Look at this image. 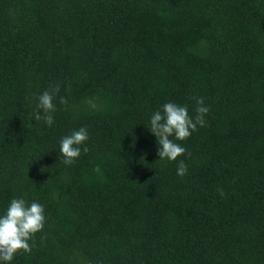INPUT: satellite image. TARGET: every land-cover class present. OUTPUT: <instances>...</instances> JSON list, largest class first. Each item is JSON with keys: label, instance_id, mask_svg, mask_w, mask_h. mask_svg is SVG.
Here are the masks:
<instances>
[{"label": "trees", "instance_id": "trees-1", "mask_svg": "<svg viewBox=\"0 0 264 264\" xmlns=\"http://www.w3.org/2000/svg\"><path fill=\"white\" fill-rule=\"evenodd\" d=\"M196 98L205 126L159 160L153 113ZM13 198L45 222L0 264H264V0H0V215Z\"/></svg>", "mask_w": 264, "mask_h": 264}, {"label": "clouds", "instance_id": "clouds-1", "mask_svg": "<svg viewBox=\"0 0 264 264\" xmlns=\"http://www.w3.org/2000/svg\"><path fill=\"white\" fill-rule=\"evenodd\" d=\"M58 91L59 86H56L38 97L37 109H42L43 115L39 111L34 113L36 121L43 120L49 126L53 123L51 113L56 110L53 104L54 93ZM60 103L66 105L67 100L61 98ZM196 103L194 119L189 116L187 106L177 105L173 102L165 103L161 110L153 113L148 129L157 138L159 160L175 161L186 151L170 137H174L176 141H184L197 130L198 125L205 126L204 117L209 112V108L204 106L203 98H196ZM87 139V130L82 127L60 140L59 151L64 157V164L71 165L81 155L79 146L84 144ZM83 151L87 153L89 149L84 147ZM95 171L98 173L101 171L99 166L95 168ZM186 172L187 166L181 161L177 175L182 177ZM44 222L43 205L37 202L27 205L23 198H13L4 214L0 215V261L11 262L16 253L20 251L30 253L32 248L29 240L43 229Z\"/></svg>", "mask_w": 264, "mask_h": 264}]
</instances>
